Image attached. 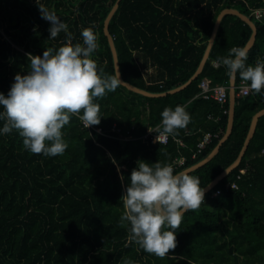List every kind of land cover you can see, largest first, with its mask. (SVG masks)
<instances>
[{"label": "trees", "instance_id": "trees-1", "mask_svg": "<svg viewBox=\"0 0 264 264\" xmlns=\"http://www.w3.org/2000/svg\"><path fill=\"white\" fill-rule=\"evenodd\" d=\"M115 2L38 0L68 25V33L51 39L50 22L42 18L37 0H0V91L7 94L15 75L30 70V54L42 56L46 48L62 46L69 34L73 44L82 43L81 31L87 27L98 37V69L113 74L103 21ZM223 8L250 16L257 33L247 63L264 60V12L260 18L254 14L256 9L264 11V0H120L109 32L123 79L154 93L186 82ZM251 32L238 16L226 14L194 80L162 96H144L124 86L108 93L97 100L102 117L93 126L111 133L92 132V137L73 115L62 130L68 143L63 155L27 151L16 130L0 135V264H264V114L238 166L205 194L204 203L185 213L177 246L167 256L145 252L119 223L120 200L139 160L169 163L181 171L204 158L221 138L228 97L222 104L204 98L198 94L199 83L208 78L212 85L228 86L220 58L232 47L244 46ZM240 81L237 74L235 85ZM176 105L189 112L187 127L169 135L166 143L143 140L147 129L163 131L160 114ZM262 108L264 92L236 94L231 134L212 159L190 172L201 186L234 161L253 114ZM113 124L131 137L119 138L110 131ZM205 133L211 140L198 152ZM181 157L183 163L176 164ZM231 182L237 188L227 186Z\"/></svg>", "mask_w": 264, "mask_h": 264}, {"label": "clouds", "instance_id": "clouds-1", "mask_svg": "<svg viewBox=\"0 0 264 264\" xmlns=\"http://www.w3.org/2000/svg\"><path fill=\"white\" fill-rule=\"evenodd\" d=\"M37 4L42 18L50 22L49 38L68 33V25L54 10L38 0ZM81 37L82 43L73 44L69 34L68 42L62 46L48 47L42 56L29 55L30 70L15 75L7 94L0 91V121H4L0 135L16 130L27 151L52 157L63 155L67 149L62 130L73 115L86 128L100 124L97 100L125 82L117 66L113 74L98 69L94 53L99 44L94 29H82ZM249 51L247 45L234 46L220 62L230 79L238 74L241 80L250 82L251 90L262 93L264 60L257 59L254 65L247 63ZM160 115L162 130L168 135H176L191 121L182 105L165 107ZM205 192L199 178L189 170L175 171L169 163L141 159L131 171L120 200V226L128 228L130 239L145 252L163 258L176 248L177 229L185 213L204 203Z\"/></svg>", "mask_w": 264, "mask_h": 264}, {"label": "water", "instance_id": "water-1", "mask_svg": "<svg viewBox=\"0 0 264 264\" xmlns=\"http://www.w3.org/2000/svg\"><path fill=\"white\" fill-rule=\"evenodd\" d=\"M120 0H116V2L113 4L112 8L110 9V11L108 12L107 16L105 17L104 21H103V33L107 38L109 47H110V51H111V55H112V61H113V67L115 69V67L117 66L119 72H120V66H119V60H118V54H117V50L115 47V43H114V39L111 35V33L109 32V22L112 18V16L114 15L115 11L118 8ZM226 14H233L238 16L241 20H243L245 23H247L250 28H251V35L248 39V41L246 42L245 45L249 46V48H251V46L254 44L255 38H256V33H257V27L255 25V23L253 22V20L250 18V16L241 13L238 9L235 8H223L217 15L210 38L208 40L207 46L204 50V53L202 55V58L196 68V70L194 71V73L188 78V80L186 82H184L183 84L164 91V92H150L148 90L142 89L140 87H137L127 81H125L122 77V74L120 72V79L125 82V84L123 85L126 89L139 93L141 95L144 96H162L165 95L167 93H174L177 92L179 90H181L182 88H184L187 84H189L192 80H194L199 73L202 71V68L204 66V63L206 61V59L209 56V52L211 50V47L213 45L218 27L220 25V22L222 20V18L226 15ZM235 103H236V89H235V78L230 79L229 78V85H228V117H227V124H226V129L225 132L223 133V135L221 136V138L218 140V142L216 143V145L212 148V150L201 160H199L198 162L192 164L191 166L185 168L187 170H189L190 172L201 167L202 165H204L205 163H207L210 159H212V157L219 151L221 145L226 141V139L229 137V135L232 132V128H233V120H234V113H235ZM264 114V108L258 110L257 112H255L251 118L250 121V125H249V129L248 132L245 136V139L243 141L242 147L237 155V157L234 159V161L232 163H230L227 167H225L219 174H217L207 185H205L204 187L206 188V192H209L219 181H221L226 175H228L234 168H236L238 166V164L240 163V161L242 160V157L245 154V151L248 147V144L252 138V136L254 135L255 132V128H256V124L257 121L259 119V117L261 115ZM183 169V170H185Z\"/></svg>", "mask_w": 264, "mask_h": 264}, {"label": "built area", "instance_id": "built-area-1", "mask_svg": "<svg viewBox=\"0 0 264 264\" xmlns=\"http://www.w3.org/2000/svg\"><path fill=\"white\" fill-rule=\"evenodd\" d=\"M263 10L256 9L254 10V14L256 18H260L263 14ZM213 64L215 66L218 65V61H213ZM199 95L204 98H213L219 103H224L227 100L228 97V86H225L223 84H215L212 85L211 81L208 78H203L199 83ZM236 88H238V93L240 95H247L250 92V87L248 82L241 80L238 85H236ZM83 124V123H82ZM84 126V125H83ZM85 127V126H84ZM87 130L90 132V135L93 137L92 132H96L98 134H108L111 133L109 131L105 132L101 127H95L90 126L87 128ZM151 130V131H150ZM110 131L117 133L119 138L123 140L129 139L131 136L129 135V132L126 131V134H121L120 128H118L115 124L110 128ZM120 133V134H119ZM169 135L165 134L163 131H158L156 128L147 129L146 132L141 136L143 140H150L152 143L154 142H161L166 143L168 140ZM212 135L210 133H205L203 137L200 139V141L197 144V151H201L205 145L210 142ZM158 138V139H157ZM180 144H182V141L180 139H176ZM184 158L181 157L178 160H176V164H182ZM240 175H237V178H239ZM231 186L232 188H237V184L235 182L228 183L227 186Z\"/></svg>", "mask_w": 264, "mask_h": 264}, {"label": "crops", "instance_id": "crops-1", "mask_svg": "<svg viewBox=\"0 0 264 264\" xmlns=\"http://www.w3.org/2000/svg\"><path fill=\"white\" fill-rule=\"evenodd\" d=\"M235 89H236V85H235ZM236 94H239V93H236ZM240 95V94H239Z\"/></svg>", "mask_w": 264, "mask_h": 264}]
</instances>
